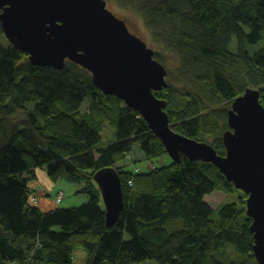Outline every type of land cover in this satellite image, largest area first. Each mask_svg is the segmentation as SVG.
I'll use <instances>...</instances> for the list:
<instances>
[{"label": "trees", "instance_id": "1", "mask_svg": "<svg viewBox=\"0 0 264 264\" xmlns=\"http://www.w3.org/2000/svg\"><path fill=\"white\" fill-rule=\"evenodd\" d=\"M117 1L142 18L168 71L169 88L156 96L168 103L172 129L213 138L224 155L233 102L255 89L264 106V0ZM7 43L0 41V264H74L79 249L84 264H258L247 196L213 164L183 156L144 171L135 151L147 161L167 152L137 111L104 95L82 67H35ZM104 169L120 176L125 203L112 228L94 179ZM40 174L50 195L30 186ZM63 181L87 203L43 211L39 200L60 192L79 203ZM214 193L239 196L212 209L205 198Z\"/></svg>", "mask_w": 264, "mask_h": 264}, {"label": "water", "instance_id": "2", "mask_svg": "<svg viewBox=\"0 0 264 264\" xmlns=\"http://www.w3.org/2000/svg\"><path fill=\"white\" fill-rule=\"evenodd\" d=\"M0 24L9 43L27 54L33 66L63 70L71 62L87 70L104 95L142 116L175 163L184 156L213 164L247 196L253 252L264 264V106L259 90L248 89L233 102L222 138L226 152L220 155L211 144L172 129L168 103L156 96L169 88L167 69L106 0H0ZM94 179L112 228L125 205L120 176L104 169Z\"/></svg>", "mask_w": 264, "mask_h": 264}, {"label": "rangeland", "instance_id": "3", "mask_svg": "<svg viewBox=\"0 0 264 264\" xmlns=\"http://www.w3.org/2000/svg\"><path fill=\"white\" fill-rule=\"evenodd\" d=\"M106 1H107L108 8L117 17L126 21L128 27L132 33L137 35L138 37L142 38L148 44V46L151 49L156 51V49L151 45L150 33L145 28V25L143 23L142 18L139 15L135 14L134 11H132L130 9L123 8L117 0H106ZM0 41L2 42V44L4 46L8 45L5 37H1ZM88 105H89V102H86L84 105L85 106L84 109H87ZM106 135L109 136V132H107V134H106V132H103L102 136L106 137ZM199 141L200 142H206V143H209L211 145H213V143H214L213 138L205 137V136H202L201 138H199ZM136 150H139V149H136ZM135 155H136L137 159L139 160L137 162V165L140 168H144V171L145 170L151 171L153 169V167L160 168L163 166L171 165L173 163V160L170 158V156L168 154H164L161 158L154 159L152 161L145 160L139 151H137V152L135 151ZM128 161H129V159H128ZM130 163L133 164V161H131ZM131 164L128 167H126V170H128V171L133 170V167H131ZM63 183L68 184L67 186L73 188L71 193L73 194L74 197H72V199L73 200L74 199L79 200V203L69 204L71 202L68 200L69 199L68 195L66 197L63 192H60L59 199L56 198V203L62 202V204L60 205V210L79 208V207H81L87 203V200H88L87 195L79 193L78 186H76L73 183H69L67 181H63ZM49 185H50V181H49L48 177L44 176L43 174H40V176L37 177V181L31 182V184H30L31 187H34L36 189H39V187L41 186L42 188L45 189V191H46L45 193H48V194H49L50 190H46V189L49 188ZM52 188H53V185H52ZM65 193H67V192H65ZM238 196H239L238 193L229 194V195L214 193L212 195L206 196L205 201L212 209H216L221 204H230V203L236 202L238 200ZM86 259H87V251L84 249H79L75 255V258H74V264H84L86 262ZM150 263L151 262H146L144 264H150Z\"/></svg>", "mask_w": 264, "mask_h": 264}, {"label": "crops", "instance_id": "4", "mask_svg": "<svg viewBox=\"0 0 264 264\" xmlns=\"http://www.w3.org/2000/svg\"><path fill=\"white\" fill-rule=\"evenodd\" d=\"M50 181V180H49ZM41 187V186H40ZM63 187V186H62ZM52 185H51V182H50V185H49V188H47L46 190H50L49 194L48 193H45V189L44 188H39L40 189V192L38 193V196L39 197H43V196H46V195H50V193H52ZM70 202L72 201L71 198L68 199ZM69 203V202H68ZM62 204V202L60 203H56V200H53V199H43L41 198V200H39V207L43 210V211H54V210H57V209H60V205Z\"/></svg>", "mask_w": 264, "mask_h": 264}, {"label": "bare ground", "instance_id": "5", "mask_svg": "<svg viewBox=\"0 0 264 264\" xmlns=\"http://www.w3.org/2000/svg\"><path fill=\"white\" fill-rule=\"evenodd\" d=\"M4 34V33H3ZM5 36V35H4ZM6 38V37H5ZM7 40V39H6ZM8 41V40H7ZM9 42V41H8ZM29 57V56H28Z\"/></svg>", "mask_w": 264, "mask_h": 264}]
</instances>
